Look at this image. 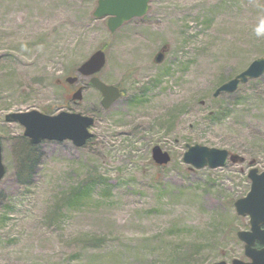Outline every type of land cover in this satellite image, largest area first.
Listing matches in <instances>:
<instances>
[{"label":"rangeland","instance_id":"rangeland-1","mask_svg":"<svg viewBox=\"0 0 264 264\" xmlns=\"http://www.w3.org/2000/svg\"><path fill=\"white\" fill-rule=\"evenodd\" d=\"M96 5L0 0V264L246 260L235 232L248 217L233 201L249 189V162L264 170V72L234 92L213 91L262 56L264 0H149L113 32L93 16ZM99 48L96 76L122 89L108 108L76 71ZM33 109L92 116V137L79 147L30 144L4 115ZM193 143L244 160L196 169L181 160ZM154 145L169 163L154 164Z\"/></svg>","mask_w":264,"mask_h":264},{"label":"water","instance_id":"water-1","mask_svg":"<svg viewBox=\"0 0 264 264\" xmlns=\"http://www.w3.org/2000/svg\"><path fill=\"white\" fill-rule=\"evenodd\" d=\"M148 7V0H97L93 11L96 17L108 16L107 27L112 32L124 21L135 16H142ZM163 50L154 55V61L160 62L163 58ZM105 63V53L102 49L93 51L83 62L79 64L76 71L82 76H90L88 85L96 88L102 95L100 104L108 108L117 98L121 91L118 86L106 84L95 74ZM264 72V52L262 56L253 59L245 69L236 74L233 78L220 84L213 95L220 92H233L240 83L246 82L249 78H257ZM77 76H66L65 81L74 83ZM82 87H78L72 94V99L81 98ZM6 122H17L21 124L23 135L28 138L30 144H38L42 140H71L79 147L85 144L86 140L92 137L89 127L94 119L92 116L80 112L62 110L56 114H46L38 110L24 112H9L4 115ZM0 142V180L4 175L5 168L2 163ZM151 158L156 165L167 164L170 154L162 150L160 146L154 145L151 148ZM182 162L194 168H216L225 165L227 160L233 162L242 161L243 158L236 155H229L223 148L207 146L203 144H187L181 156ZM247 177L250 186L246 194L233 202L235 212L241 216H248L249 228L238 230L237 238L243 242V254L248 260L244 261L234 258L227 263L223 260L212 264H264V170L259 172L252 167L248 170ZM256 243L259 246H256Z\"/></svg>","mask_w":264,"mask_h":264},{"label":"trees","instance_id":"trees-1","mask_svg":"<svg viewBox=\"0 0 264 264\" xmlns=\"http://www.w3.org/2000/svg\"><path fill=\"white\" fill-rule=\"evenodd\" d=\"M44 110H46V109H44ZM47 111H49V109ZM29 151L30 150L26 148V151L23 155V161H24L23 163L25 164V166H29L32 163L33 158H34L33 154H31V152H29ZM77 194H78V192H77Z\"/></svg>","mask_w":264,"mask_h":264}]
</instances>
